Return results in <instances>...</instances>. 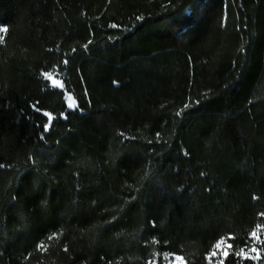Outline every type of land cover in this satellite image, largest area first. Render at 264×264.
<instances>
[{"label": "trees", "instance_id": "16d2710c", "mask_svg": "<svg viewBox=\"0 0 264 264\" xmlns=\"http://www.w3.org/2000/svg\"><path fill=\"white\" fill-rule=\"evenodd\" d=\"M0 27V264H208L227 236L255 264L264 0H0Z\"/></svg>", "mask_w": 264, "mask_h": 264}, {"label": "snow or ice", "instance_id": "6c2138e0", "mask_svg": "<svg viewBox=\"0 0 264 264\" xmlns=\"http://www.w3.org/2000/svg\"><path fill=\"white\" fill-rule=\"evenodd\" d=\"M115 27V26H114ZM8 28L7 27H0V33H7ZM4 42V36L0 35V43ZM47 79H51V76L48 73L43 74ZM261 215H264L262 213ZM262 226L260 224H257L256 229L253 230L249 234V239L252 241V246L248 249V252L246 253L244 249H240L238 252L235 253V255L241 257V260L243 259H251L253 261L257 260L260 255V251H264V248L258 249L256 247L257 243L260 245H264V239H261L258 233L261 231ZM56 234H53L52 236H49L48 239L51 240ZM228 239H232L231 236L227 237H221L220 240L217 241V243L214 245L213 251L210 253L208 259L209 264H212V257L217 255L216 249H220L221 244L225 243ZM155 243V241H153ZM43 247V245H41ZM232 245L229 244L228 248L231 249ZM250 253H256V255H250ZM226 258V254L221 253V259L219 260L218 264H224V259ZM169 264H183V257L181 256H175L172 261L169 262Z\"/></svg>", "mask_w": 264, "mask_h": 264}, {"label": "rangeland", "instance_id": "374dc122", "mask_svg": "<svg viewBox=\"0 0 264 264\" xmlns=\"http://www.w3.org/2000/svg\"><path fill=\"white\" fill-rule=\"evenodd\" d=\"M0 35H3V33H0ZM51 76V79H47L45 76V79H47L53 86H57L59 87L60 84L58 82V80L56 79L54 74H49ZM69 98H71V96H68ZM69 108H73V101L72 100H67ZM258 235L260 236V238L262 239V232L260 231L258 233ZM259 243H257L256 247L258 248ZM252 246V241L249 244V246L246 248L245 252H248V249ZM226 250H227V245L225 243L221 244L220 249H216L217 251V255L213 256L212 259V264H218L219 260L221 259V253L226 254ZM250 255H256V253H250ZM176 255H170V254H164L162 256V260L164 264H169L170 261H172L174 259ZM250 260L251 262H254L255 264L259 261V258L255 261L251 260V259H247ZM184 264V261H183ZM208 264H209V260H208Z\"/></svg>", "mask_w": 264, "mask_h": 264}]
</instances>
